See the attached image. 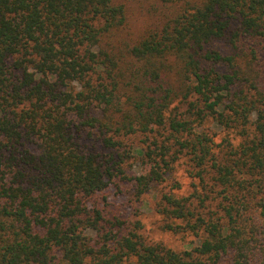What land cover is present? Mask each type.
Instances as JSON below:
<instances>
[{"label": "trees", "instance_id": "obj_1", "mask_svg": "<svg viewBox=\"0 0 264 264\" xmlns=\"http://www.w3.org/2000/svg\"><path fill=\"white\" fill-rule=\"evenodd\" d=\"M126 1L0 0V264H264V0Z\"/></svg>", "mask_w": 264, "mask_h": 264}, {"label": "rangeland", "instance_id": "obj_2", "mask_svg": "<svg viewBox=\"0 0 264 264\" xmlns=\"http://www.w3.org/2000/svg\"><path fill=\"white\" fill-rule=\"evenodd\" d=\"M125 4H131L132 2L123 0ZM145 24L141 21V15H139V21L135 24L133 32L143 28ZM211 132H217L221 134L219 129L211 127V125L206 124ZM219 136V135H217ZM141 136L137 135L134 138L130 139L132 144H140ZM145 165L141 164L139 159L131 158L127 161L128 174H137L138 172L144 170ZM175 179H178L182 187L180 192L183 193L186 191V185L189 182V179L186 177V174L183 172L182 166H177L175 173L173 174ZM132 187L129 184L120 185L119 190L111 188L108 190V201L111 203L109 208L111 211L120 214L129 220L138 219L141 223V228L138 230V233H141L144 238L148 241L161 242L166 247H169L175 251H180L192 244L197 242V237L193 236L190 233H171L168 231L161 230L158 227L159 216L154 213L152 210L153 196L152 193L143 194L140 200H135L131 196ZM127 264V263H125Z\"/></svg>", "mask_w": 264, "mask_h": 264}]
</instances>
